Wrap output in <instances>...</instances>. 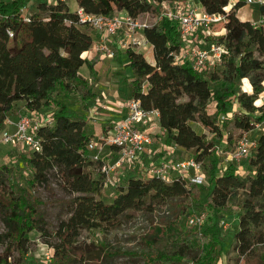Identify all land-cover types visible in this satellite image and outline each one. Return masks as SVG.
I'll use <instances>...</instances> for the list:
<instances>
[{
    "label": "trees",
    "instance_id": "trees-1",
    "mask_svg": "<svg viewBox=\"0 0 264 264\" xmlns=\"http://www.w3.org/2000/svg\"><path fill=\"white\" fill-rule=\"evenodd\" d=\"M182 1L73 0L87 14L160 16L143 31L154 64L134 50L119 54L131 70V98L145 110L158 112L165 144L193 152L206 175L202 184L193 185L180 177L165 182L129 175L107 203L100 173L105 161L95 160L96 152L88 150L90 142L99 140L88 116L90 103L98 97L93 90L96 60L83 57L93 47V28L78 22L66 0H0V132L17 102L28 113L51 111L35 131L40 152L24 154L21 162L30 171V187L48 189L54 175L70 196L65 202L68 217L54 232L58 242L47 264H88L100 254L108 259L118 254L135 257L141 264H264V130L244 173L232 162L219 168L243 135L264 124V101L255 104L264 93V23L256 26L237 17L244 0H196L207 14L225 15L215 24H222L225 33L213 42L226 52L219 64L197 73L189 63H175L172 53L181 46L179 26L161 18L163 2ZM31 2L35 8L27 15L24 10ZM255 6L264 19V5ZM83 67L88 78L80 73ZM77 91L83 107L75 110L68 100ZM108 130L104 127L102 132ZM218 146L223 150L216 158ZM10 174V168L0 167V217L5 228L0 233V264H24L28 236L53 233L46 229L42 202L26 187L13 184ZM163 208H168L170 220L143 238L136 250L107 251L109 233L137 213L154 214ZM231 208L237 210L238 230L224 251L219 222ZM201 209L207 210L209 223L205 221L200 231L186 229L182 220ZM84 231L98 232L105 241L87 242L80 238Z\"/></svg>",
    "mask_w": 264,
    "mask_h": 264
},
{
    "label": "built area",
    "instance_id": "built-area-1",
    "mask_svg": "<svg viewBox=\"0 0 264 264\" xmlns=\"http://www.w3.org/2000/svg\"><path fill=\"white\" fill-rule=\"evenodd\" d=\"M244 2L246 5H264V0H244ZM167 4L166 2L161 4V18L177 22L180 33L181 46L178 52L172 53L175 63H189L197 73H205L212 66L219 64L221 56L226 53L222 46L213 43L208 49L189 48L190 46L186 45L185 41L192 40L203 28L223 22L225 15H209L199 5H190L186 8L181 2ZM75 13L80 24L93 28L94 38L96 37L93 49L103 58L112 60L118 53L126 50L140 52L141 49L151 48L143 34L147 26L143 25L138 18H132L125 13H115L109 16L87 14L78 7ZM260 21L264 23L263 18ZM123 107L125 115L116 120L105 135L99 137L98 142L92 141L88 145L90 152H96L93 156L95 160L100 159L99 154L103 147L116 148L111 162L104 163L100 168V173L105 177V185L114 174H122L125 167H134L145 155H152L150 147L153 145L154 138L151 130L159 126L158 112L145 110L139 100L131 98L121 108ZM34 114L31 113V115ZM29 115L20 116L14 124L13 132L2 130L0 142L5 145L20 143L31 152H40V140L35 136L39 122L34 116ZM5 124H10V121L6 119ZM101 143L102 146L98 148V144ZM256 147L257 139H252L245 134L238 141L236 148L228 154V158L238 165L243 159L249 158ZM172 150L176 148L172 146ZM171 155L169 154L160 162L151 159L140 176L156 177L165 182L180 177L190 185L203 183L205 176L200 162L193 157L176 161ZM207 217L205 212L195 214L187 220V223L198 229L205 223ZM219 228L224 231L229 228L226 218L220 220Z\"/></svg>",
    "mask_w": 264,
    "mask_h": 264
},
{
    "label": "rangeland",
    "instance_id": "rangeland-1",
    "mask_svg": "<svg viewBox=\"0 0 264 264\" xmlns=\"http://www.w3.org/2000/svg\"><path fill=\"white\" fill-rule=\"evenodd\" d=\"M68 2L70 9H74V2L73 0H66ZM168 5V4H167ZM35 8V3L31 2L29 5L26 6L24 13L30 14ZM258 8L255 5H245L242 10L239 11V15L241 17L247 16V18H250L251 22L256 25L260 26L262 22L260 21V18L257 15ZM246 18V19H247ZM139 21L146 26H151L155 23H157L160 20V16L155 14L154 12L141 15L138 17ZM223 33V25L218 24L215 26H209L206 28H203L198 32V34L192 38V40H186V45L190 46L189 48L194 47H201V48H207L213 44V40L221 36ZM94 47V44H93ZM141 54L145 57L147 62H151L153 59L152 50H140ZM91 56V55H89ZM119 56V57H118ZM120 58L119 53L117 56L112 60H118ZM117 63V62H115ZM85 71V67H83L82 72ZM241 88L244 90V84L243 81H241ZM126 91L128 92V87H126ZM80 92H75L70 99L68 100L69 105L71 108L77 110L81 109L83 107V102L80 101L79 95ZM262 95V94H261ZM261 95L259 96V100L262 102L264 99H261ZM100 101V100H99ZM107 100H104L100 104L101 106L95 105V101L89 106V114L92 115L93 118L96 119H90L89 127L91 128V131H93L96 134H98L99 137L102 135H105L104 132L101 131L100 122L102 120L104 121L105 118L102 117L103 111H105V108L103 106L105 105V102ZM261 102V104H262ZM15 111L16 115L21 116L26 114V110L23 108L22 102H17L15 105ZM99 115H96L92 113V111H95ZM210 113L213 115L215 113L214 108L212 106L209 107ZM52 112L49 110H44L40 112L39 114L29 115L34 116L39 123H43L45 119L48 118V116ZM233 112H231L232 114ZM231 114L229 116H231ZM103 118V119H100ZM96 120L95 122H93ZM222 121V119H221ZM264 130V124L261 126H258L254 131L250 132L248 136L252 139L258 138V136L261 134V132ZM1 135V132H0ZM160 135H157V142L156 144L162 143L163 139H159ZM154 141H155V137ZM164 138V136H163ZM99 139V138H98ZM102 146L101 144H98V148ZM153 145L150 147L151 153H153ZM103 151H107V147H103ZM159 149V147H158ZM223 148L221 146H218L215 150V156L216 158L222 154ZM30 153V150L24 147L22 144H16V145H5L2 142H0V167L6 166L11 169V174L9 177V180L19 186L26 187V189L36 198H38L42 205L39 207L41 210V213L43 215L44 221L46 223V229L48 232L53 233L52 235H47L45 233L40 232H33L28 236V252L24 259V264H47L49 259L51 258L53 252H54V246L57 244V239L55 238L54 232L59 227V224L61 221L66 220L68 217V208L65 205V202L69 200L70 196L62 189L60 185L59 179L52 175L50 180V187L48 189H45L43 187H30L28 184V179L30 178V171L28 167H26L23 162H21V157L24 154ZM193 152H180V153H173L171 155L172 159L177 160H184L188 158L193 157ZM111 157H113L112 154H110ZM154 157V156H153ZM150 158L152 156L150 155ZM105 162H108L109 159L104 157ZM142 160V159H141ZM249 158L243 159L238 165L237 170L240 173H244L247 170V164H248ZM231 163V160L228 158V153L226 154V158L223 162L219 164V168L223 170L227 165ZM136 165L133 168L136 169ZM132 167H125L124 173H116L114 174L110 180L106 183L103 192H102V199L105 202H111L113 197L115 196L116 192L118 191L119 186L123 184V180L128 176L131 175L135 169H132ZM145 169V168H144ZM143 171V170H142ZM141 171V172H142ZM140 172V173H141ZM204 176L206 177L205 173ZM168 208H163L161 210H158L154 214H145V213H137L135 216L129 220L125 221L118 229L112 231L109 233V235L106 238H103L100 233L98 232H82L81 239L86 240L87 242L95 241V242H103L105 241V246L107 248V251L109 252H132L136 250L140 244L143 238H145L147 235H149L151 232H153L156 229H159L166 225L168 221L170 220V215L167 214ZM207 213V216L209 217V214L207 210H199V213ZM198 211L196 214H199ZM237 210L234 208L229 209L225 212L224 218L227 219L229 222V228L227 230H221V241L223 242L224 251H227L232 243L233 236L238 230V219H237ZM237 220V223H236ZM208 224L209 221H206ZM181 224L186 228L190 229V225L187 223L186 219H183ZM201 228H198L197 230L200 231ZM5 231L4 224L1 221L0 217V233H3ZM4 247L0 245V254L3 252ZM17 256V254H15ZM88 264H141L139 260L135 257H126L121 254H118L111 259H108L105 254H100L97 259H91ZM220 264V263H218Z\"/></svg>",
    "mask_w": 264,
    "mask_h": 264
},
{
    "label": "crops",
    "instance_id": "crops-1",
    "mask_svg": "<svg viewBox=\"0 0 264 264\" xmlns=\"http://www.w3.org/2000/svg\"><path fill=\"white\" fill-rule=\"evenodd\" d=\"M181 3H184L186 8L190 5H194V6L198 5L196 0H183ZM76 8H77V6L74 3V9H71V11H75ZM240 10H242V8ZM239 11L237 13V17L240 20L251 21L250 18H247V16L241 17V15H239ZM257 15H258V13H257ZM258 17H259V15H258ZM224 33H225V31L223 29V33L221 35H223ZM94 39H96V37ZM151 50L152 49L150 48L149 51H151ZM139 53H141V52H139ZM89 55H91V56H89ZM83 57L87 58L88 60H91L93 58H95V60H96V63L94 65V71L96 73L97 78H96V81L94 82L93 90H94V92H96L98 94V97L94 100L95 101L94 103L97 106H101L100 101L102 102L103 99L107 100L106 102L104 101L105 105L103 106V108H105V111H103V115H102V117L105 115L103 117V118H105V120L104 121L102 120V122H100V126H101L100 129H101V131L104 127L110 129V127L112 126V124L116 120H118L120 117H123L125 115V113H126L125 108L124 107L121 108V107L124 106L126 104V102L131 98V87H130L131 70L124 66V63L127 62V59L120 57V58H118V60L114 61L111 59L103 58L102 56H100L99 54H97L94 51L93 47L91 48V50L84 53ZM115 62H117V63H115ZM150 63L154 64L153 59ZM82 69L83 68H81V70H80L81 75L85 78H88L89 77L88 69L85 67L84 72H82ZM126 87H128V92L126 91ZM251 91H252V88H251ZM248 93H250V92H248ZM261 99H264V93H262ZM23 108H24V105H23ZM92 113L99 115L96 112V108H95V111H92ZM24 115H29V113L27 112ZM92 115L91 114L88 115L90 119L93 118ZM21 116H23V115H21ZM19 118H20V116L16 115L15 107H13V110L7 115V119L10 121V124H8V125L4 124L3 130H8V131L13 132L15 130L14 124L18 121ZM103 118H100V119H103ZM93 119H96V118H93ZM95 121L96 120H94L93 122H95ZM151 131H152V136L155 137L154 146H153L154 150H153V153L151 155L152 158H150V155H148V154L145 155L142 158V160H140L138 165H136V169L134 168L135 170L132 171L133 173L131 175L142 174V172L144 171V168H147L151 159L155 160L156 162H160L161 160L165 159L169 154L171 155L173 153H177V152L180 153L181 152V150H179V149H176L173 151L172 146H167L165 144V142H164L165 132L159 126L158 127L156 126L155 129H153ZM157 135H160V137H159L160 140L163 139L162 143L156 144ZM163 136H164V138H163ZM95 138L96 139L99 138L98 134H96V131H95ZM106 147L108 150L103 151L104 149L102 148V150L100 151L99 157L102 160H104V157L109 159V161L105 162V163H110L112 158H113L110 156V154H112V151H111L110 147L105 146V148ZM158 147H159V149H158ZM114 154H115V152H113L112 155L114 156ZM236 223H237V220H236Z\"/></svg>",
    "mask_w": 264,
    "mask_h": 264
},
{
    "label": "bare ground",
    "instance_id": "bare-ground-1",
    "mask_svg": "<svg viewBox=\"0 0 264 264\" xmlns=\"http://www.w3.org/2000/svg\"><path fill=\"white\" fill-rule=\"evenodd\" d=\"M256 105H260L261 104V101L258 99L256 102H255Z\"/></svg>",
    "mask_w": 264,
    "mask_h": 264
}]
</instances>
